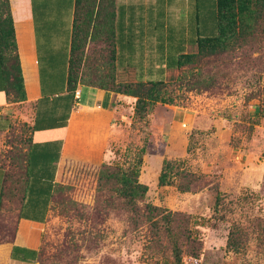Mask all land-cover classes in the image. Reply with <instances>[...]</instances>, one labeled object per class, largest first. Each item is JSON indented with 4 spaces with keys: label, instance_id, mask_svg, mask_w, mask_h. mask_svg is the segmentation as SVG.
I'll return each mask as SVG.
<instances>
[{
    "label": "rangeland",
    "instance_id": "obj_1",
    "mask_svg": "<svg viewBox=\"0 0 264 264\" xmlns=\"http://www.w3.org/2000/svg\"><path fill=\"white\" fill-rule=\"evenodd\" d=\"M183 41L162 40L169 65ZM110 50L90 26L72 55L83 84L110 86L111 77L115 83H132L118 80ZM195 51L187 47V53ZM153 73L147 79L162 80L160 72ZM166 83V96L174 103L154 104L144 120L133 117L125 142L111 143L104 151L85 143L78 154L65 158L35 264H172L166 240L155 242L146 205L161 207L163 215L176 214L175 231L195 240L182 247L181 264H264V223H254L264 221V18L227 52L176 69ZM28 135L27 126L17 124L0 149V165L8 170L6 188L16 193ZM138 158V180L148 190L134 209L113 192H97L101 164L127 170ZM164 161L192 174V191L178 190L185 182L180 176L172 185H158ZM216 191L223 198L218 213ZM17 208V194L1 208L0 244L12 240ZM235 226L243 234L237 252L226 247Z\"/></svg>",
    "mask_w": 264,
    "mask_h": 264
},
{
    "label": "crops",
    "instance_id": "obj_2",
    "mask_svg": "<svg viewBox=\"0 0 264 264\" xmlns=\"http://www.w3.org/2000/svg\"><path fill=\"white\" fill-rule=\"evenodd\" d=\"M8 3L26 99L7 94L0 58V149L17 124L30 128L32 145L15 233L0 244V264H35L61 164L85 143L104 151L125 142L136 98L81 84L77 97L67 90L74 0ZM216 13V0H115L118 80L151 82L149 73L160 72L166 82L177 60L168 64L162 40H184L179 55L189 54L188 46L217 31ZM5 172L0 167V191Z\"/></svg>",
    "mask_w": 264,
    "mask_h": 264
},
{
    "label": "trees",
    "instance_id": "obj_3",
    "mask_svg": "<svg viewBox=\"0 0 264 264\" xmlns=\"http://www.w3.org/2000/svg\"><path fill=\"white\" fill-rule=\"evenodd\" d=\"M216 10V35L214 37L198 38L195 43L196 51L194 53L181 54L178 56L175 66L176 69L179 70L194 65L199 58L214 56L230 50L240 37L246 35L253 25L264 18V0H216ZM115 17V0H74L70 59L67 72V90L74 92L77 85L81 84L134 97L136 98L134 117L138 120H144L152 110L154 104L161 103L172 105L174 103L171 98L166 96V82L115 83L114 78L111 77L110 86L83 84L78 73V63L73 60V52L80 48L81 42L86 39L90 26H93L97 34L99 36H104L105 41L109 44L112 63L116 62ZM0 58L7 94L9 92L13 93L15 101H25L23 79L17 55L13 21L8 0H0ZM11 59L13 63H9ZM27 128L29 130V135L27 138L24 172L20 179L22 185L18 190L19 192L16 193L15 190L13 191L11 189L7 190L8 170L5 166L0 165L1 168L6 169L0 191V211L16 194L18 197L17 211L20 209L24 199L25 188L28 183L27 162L32 145L30 128L28 126ZM143 152L144 148H141L139 151L140 155L143 154ZM141 163V158H138L135 166L127 170H123L120 167L109 166L104 163L101 164L97 175V192H113L117 197L123 199L128 206L134 209L137 202L145 198L148 190L147 186L141 184L138 180ZM178 176L185 181L178 185V190L181 193L192 191V185L196 180H193V176L190 173H185L183 170L179 172L177 163L173 161L163 162L158 177V185H172L174 177ZM55 188L56 184L52 199ZM222 205V195L219 191H216L215 213L220 211L219 208L222 207ZM146 212L147 221L150 222L151 231L156 237V244H160V240L164 238L172 257V264H181L183 254L182 247L195 245V240L185 232L177 233L175 231L173 224L175 223L176 214L168 213L163 215L164 210L161 207L153 205H146ZM17 215L16 220L18 217ZM254 223L260 225L264 223V221L258 220ZM242 235V231L238 226L233 227L228 234L226 247L233 252L239 251ZM192 255L195 256L196 254L192 252ZM161 264L170 263L163 262Z\"/></svg>",
    "mask_w": 264,
    "mask_h": 264
},
{
    "label": "built area",
    "instance_id": "obj_4",
    "mask_svg": "<svg viewBox=\"0 0 264 264\" xmlns=\"http://www.w3.org/2000/svg\"><path fill=\"white\" fill-rule=\"evenodd\" d=\"M79 95V92L75 91V96L77 97Z\"/></svg>",
    "mask_w": 264,
    "mask_h": 264
}]
</instances>
